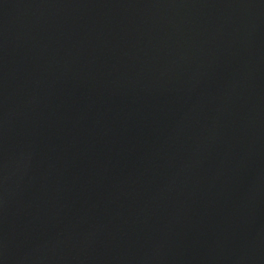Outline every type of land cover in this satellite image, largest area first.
<instances>
[{"label":"water","instance_id":"water-1","mask_svg":"<svg viewBox=\"0 0 264 264\" xmlns=\"http://www.w3.org/2000/svg\"><path fill=\"white\" fill-rule=\"evenodd\" d=\"M0 264H264V0H0Z\"/></svg>","mask_w":264,"mask_h":264}]
</instances>
